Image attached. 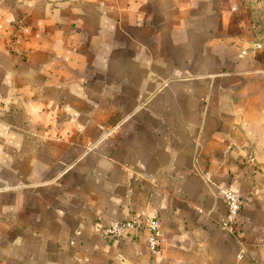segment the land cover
<instances>
[{
  "label": "crops",
  "instance_id": "obj_1",
  "mask_svg": "<svg viewBox=\"0 0 264 264\" xmlns=\"http://www.w3.org/2000/svg\"><path fill=\"white\" fill-rule=\"evenodd\" d=\"M0 264H264V0H0Z\"/></svg>",
  "mask_w": 264,
  "mask_h": 264
},
{
  "label": "built area",
  "instance_id": "obj_2",
  "mask_svg": "<svg viewBox=\"0 0 264 264\" xmlns=\"http://www.w3.org/2000/svg\"><path fill=\"white\" fill-rule=\"evenodd\" d=\"M220 195L226 201L228 213L223 227L232 230L241 214L243 200L229 186L220 187ZM148 231L147 244L152 253L158 252L162 241V225L158 218L142 216H133L126 220H113L102 229L104 237L109 239H119L127 235L130 231L144 230Z\"/></svg>",
  "mask_w": 264,
  "mask_h": 264
}]
</instances>
